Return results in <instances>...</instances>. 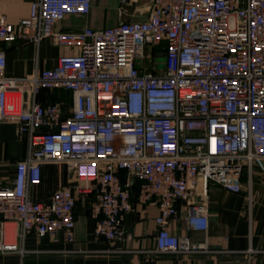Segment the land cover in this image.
<instances>
[{"label":"built area","instance_id":"2783aa9c","mask_svg":"<svg viewBox=\"0 0 264 264\" xmlns=\"http://www.w3.org/2000/svg\"><path fill=\"white\" fill-rule=\"evenodd\" d=\"M92 5L34 0L17 23L0 13L6 42L51 38L78 48L26 77L6 75L0 50V122H18L29 144L0 186V252L24 254L31 233L62 232L74 241L78 197L93 195L95 235L122 253L117 243L130 237L124 222L135 187L138 204H158L154 252L204 250L190 234L170 230L177 202L186 203L187 229L204 233L212 183L246 190L251 205L253 171L264 175V0H151L144 20L58 28L70 15L90 14ZM50 89L71 93V109L40 101ZM47 162L66 165L75 183L38 201L32 188Z\"/></svg>","mask_w":264,"mask_h":264},{"label":"crops","instance_id":"0c3cea01","mask_svg":"<svg viewBox=\"0 0 264 264\" xmlns=\"http://www.w3.org/2000/svg\"><path fill=\"white\" fill-rule=\"evenodd\" d=\"M33 1L0 0V13L17 23L30 14ZM150 5L151 0H133L128 4L121 0H93L90 14L70 15L58 23V28L75 30L90 26L102 29L122 21L144 20ZM0 50L6 52V75L13 77H26L37 70L52 68L61 55L78 52L77 47L58 45L51 38L40 45L0 39ZM154 72H161V69ZM38 98L42 102L61 101L68 109L72 107V95L66 91L43 90ZM28 148V139L20 132L18 122H0V186L12 179L18 161L25 158ZM248 181L245 173L243 182L246 185ZM74 183L73 171L66 165L47 162L43 166L41 183L32 188V198L46 201L55 189ZM137 193L135 187L134 209L124 222L130 237L117 243L124 252H110L114 244L95 235V219L91 215L93 195H80L75 209L74 241H66L62 232L56 237L31 233L25 239L26 252H0V264H264V175L258 168L252 174L251 205L247 204L246 190L236 193L219 184H211L208 229L204 233L187 229L186 203L177 202L180 214L171 220L169 228L177 235L188 233L194 242L206 245L204 250L194 254L154 252L158 204H138ZM16 239L22 241L20 227L16 228Z\"/></svg>","mask_w":264,"mask_h":264},{"label":"bare ground","instance_id":"6f19581e","mask_svg":"<svg viewBox=\"0 0 264 264\" xmlns=\"http://www.w3.org/2000/svg\"><path fill=\"white\" fill-rule=\"evenodd\" d=\"M8 227H9V228H13L14 225H13V224H9Z\"/></svg>","mask_w":264,"mask_h":264},{"label":"rangeland","instance_id":"374dc122","mask_svg":"<svg viewBox=\"0 0 264 264\" xmlns=\"http://www.w3.org/2000/svg\"><path fill=\"white\" fill-rule=\"evenodd\" d=\"M112 18V17H111Z\"/></svg>","mask_w":264,"mask_h":264}]
</instances>
